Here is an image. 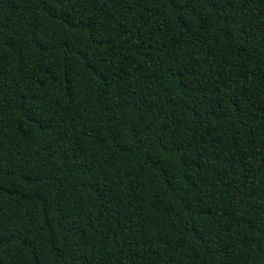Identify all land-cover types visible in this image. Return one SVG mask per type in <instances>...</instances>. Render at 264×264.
Masks as SVG:
<instances>
[{
	"label": "trees",
	"instance_id": "trees-1",
	"mask_svg": "<svg viewBox=\"0 0 264 264\" xmlns=\"http://www.w3.org/2000/svg\"><path fill=\"white\" fill-rule=\"evenodd\" d=\"M0 264H264V0H0Z\"/></svg>",
	"mask_w": 264,
	"mask_h": 264
}]
</instances>
